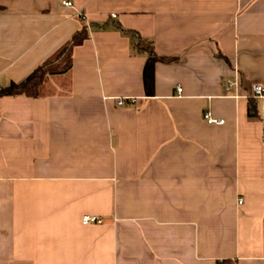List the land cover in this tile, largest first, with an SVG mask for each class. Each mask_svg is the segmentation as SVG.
Wrapping results in <instances>:
<instances>
[{
	"label": "crops",
	"instance_id": "0c3cea01",
	"mask_svg": "<svg viewBox=\"0 0 264 264\" xmlns=\"http://www.w3.org/2000/svg\"><path fill=\"white\" fill-rule=\"evenodd\" d=\"M61 1L0 0V91L89 30L0 96V264H264V0Z\"/></svg>",
	"mask_w": 264,
	"mask_h": 264
},
{
	"label": "trees",
	"instance_id": "16d2710c",
	"mask_svg": "<svg viewBox=\"0 0 264 264\" xmlns=\"http://www.w3.org/2000/svg\"><path fill=\"white\" fill-rule=\"evenodd\" d=\"M117 27L123 34L136 35L137 41L134 44V47L136 48L137 52L146 53L158 61L168 62L172 60L170 58L158 56L153 49V43L151 40L143 39L134 31L124 29L121 26ZM88 36V27L85 24H82L80 29L77 30L64 45H62L51 56H49L39 66H37L25 80L14 85L9 90L0 91V96L24 95L28 97H39L49 94V78L51 76L63 75L71 70L74 47L80 45L85 39L88 38ZM250 103H252V100H250ZM249 115L253 116L252 113H249ZM217 264H236V262L224 260L219 261Z\"/></svg>",
	"mask_w": 264,
	"mask_h": 264
},
{
	"label": "built area",
	"instance_id": "2783aa9c",
	"mask_svg": "<svg viewBox=\"0 0 264 264\" xmlns=\"http://www.w3.org/2000/svg\"><path fill=\"white\" fill-rule=\"evenodd\" d=\"M62 5L65 6H69L72 7L73 3L70 0H62L61 1ZM115 16V15H113ZM238 83L236 80H231V79H227L225 81V85H224V90L229 91L232 87H237ZM178 92H181V87L177 88ZM263 87L261 85H254L253 86V93H252V97H262L263 96ZM118 104L121 105L123 104V100L119 99ZM204 119L208 122V123H216V124H222L223 123V119L220 118H215L211 115V113L209 111L204 113ZM82 222L85 224H89V223H101L102 219L100 217L97 216H91V215H84L82 217Z\"/></svg>",
	"mask_w": 264,
	"mask_h": 264
}]
</instances>
